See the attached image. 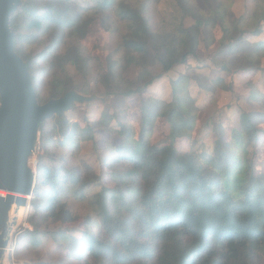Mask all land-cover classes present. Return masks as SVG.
Instances as JSON below:
<instances>
[{"label":"trees","instance_id":"obj_1","mask_svg":"<svg viewBox=\"0 0 264 264\" xmlns=\"http://www.w3.org/2000/svg\"><path fill=\"white\" fill-rule=\"evenodd\" d=\"M175 1L183 18L176 26L152 24L148 5L158 0H24L15 13V47L28 64L39 101L76 89L103 95L105 104L84 125L66 113L42 123L31 200L34 229L26 230L34 247L51 238L69 257L88 264H264V169L250 153L251 146L264 147V111L261 117L243 115L229 140L225 126L216 123L210 152L176 145L193 136L203 109L192 88L216 90L213 70L264 75V0H253L250 12L236 21L230 20L236 0ZM95 17L111 30L119 22L126 28L104 63L81 45ZM42 39V50L32 53ZM91 62L100 69L97 89L75 79L88 78ZM179 65L187 70L170 80L171 95H145ZM130 69L136 76L126 75ZM114 96L129 104L121 109L123 119L112 105ZM136 97L140 106L133 117L129 101ZM159 118L170 127L164 144L152 142ZM103 135L119 137L115 144L107 139L110 155L103 158L119 166L111 173L112 186L79 154L87 141L98 151ZM77 201L89 208L80 235L62 226L77 221Z\"/></svg>","mask_w":264,"mask_h":264},{"label":"rangeland","instance_id":"obj_2","mask_svg":"<svg viewBox=\"0 0 264 264\" xmlns=\"http://www.w3.org/2000/svg\"><path fill=\"white\" fill-rule=\"evenodd\" d=\"M252 6L253 0H236L230 11V20L236 21L240 15L249 13ZM148 7L147 14L152 20V24L157 27L176 26L183 20L182 14L177 7L175 0H158V2L148 5ZM186 22L189 23L190 19H187ZM118 27V30L106 28L102 24V19L95 17L93 22L89 24L87 35L82 38L81 41V45L86 54L100 59L103 63L106 62V56L111 52H116L122 34L126 31L122 22L118 23ZM41 41L42 42H38L31 46L32 53L37 55L42 50L45 40L42 39ZM216 49L217 45H214L210 51H216ZM201 55L204 57L207 56V52L203 47ZM189 64L192 66L195 65L193 59L189 61ZM90 70L87 79L77 76V74L75 79L80 83H85V85L90 83L88 89L91 87L97 89L99 86L96 82L98 81L97 79L100 69L96 62H91ZM186 70L187 65L176 66L168 74V77L160 79L149 86L145 95L147 97L155 94H160L162 96L171 95L172 87L170 80ZM213 73L215 77L214 82L216 84V90L214 92L192 88V93L196 95L198 103L202 105L203 109L199 113L198 125L193 136L177 139L176 145L180 150L188 151L196 149L199 152H210L212 150V145L214 144L213 135L216 123H222L225 126V138L230 139L232 129L234 127H240L243 115L256 112V116L261 117L260 112L264 111V101H262V98H264L263 73L257 74L254 70L240 71L233 74L213 70ZM126 75L128 77H134L136 76V70L130 69L127 71ZM218 77L222 80L217 81L216 79H218ZM81 93L98 96V99L85 104L76 103L66 115L72 121H79L84 125V121L87 120V118L97 119L105 104L103 101V95L91 94L88 91ZM254 93L256 94L254 95ZM47 95L48 85L45 86V89L42 92V96L47 97ZM129 103V111L134 114L132 115L134 117L137 115L135 112H138L140 106V97L130 100ZM112 105L117 110L119 117L123 119L125 114L121 109L128 108L129 104L127 100L120 96H114L112 99ZM262 121L263 119L260 122ZM260 127L264 128V123H261ZM169 134V124L164 118H159L156 122L152 142L156 144H164L169 141ZM107 139L112 144H115L119 140V137L111 135L99 136L98 151H94L93 143L91 141L82 142L79 154L92 163L97 172L103 175V181L105 184L112 186L114 185V181L111 177V173L114 170H119V166L115 167L111 162L107 164V161H103V158L106 157L105 155H110V152H108L106 148ZM39 147L38 144L37 151L32 159V165L35 167H37L38 156L42 153V150H40ZM54 150L57 152L60 151L59 149ZM250 153H253L252 157L255 166L259 170L264 169V147L251 146ZM99 189L100 187L93 188L91 192ZM3 191L7 193V191ZM76 209L78 215L77 221L66 223L62 226L70 228L72 232L80 235L81 230L85 228V219L89 213V208L87 207V204L77 201ZM34 215L35 209L32 206V208L30 207L26 220H19V226L16 228L14 239L10 248L7 250L6 258L4 260L5 264H35L38 261L49 262L52 264H88L85 261H78L75 258L69 257L65 248L59 246V244L51 238H43L42 244L39 247H34L32 244V238L26 235L27 229L30 231L34 229V226L30 222V219ZM18 238L21 240L20 248L17 253H15Z\"/></svg>","mask_w":264,"mask_h":264},{"label":"water","instance_id":"obj_3","mask_svg":"<svg viewBox=\"0 0 264 264\" xmlns=\"http://www.w3.org/2000/svg\"><path fill=\"white\" fill-rule=\"evenodd\" d=\"M24 0H0V264H5L19 226L18 213L31 207L37 179L32 159L42 123L67 113L74 103L98 99L76 89L41 103L27 62L16 50L13 18Z\"/></svg>","mask_w":264,"mask_h":264},{"label":"bare ground","instance_id":"obj_4","mask_svg":"<svg viewBox=\"0 0 264 264\" xmlns=\"http://www.w3.org/2000/svg\"><path fill=\"white\" fill-rule=\"evenodd\" d=\"M0 194L6 195L7 193L0 189ZM32 208V206H31ZM30 207H22L18 213L19 220H26L27 215L29 214Z\"/></svg>","mask_w":264,"mask_h":264}]
</instances>
